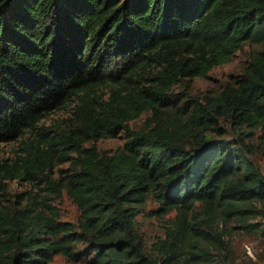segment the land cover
Instances as JSON below:
<instances>
[{
	"label": "trees",
	"instance_id": "1",
	"mask_svg": "<svg viewBox=\"0 0 264 264\" xmlns=\"http://www.w3.org/2000/svg\"><path fill=\"white\" fill-rule=\"evenodd\" d=\"M246 44L259 50L240 76L200 101L185 96ZM70 104L65 126L40 125ZM221 120L239 141L264 139V0H0V144L20 139L0 160V264H173L193 240L226 249L223 233L204 229L217 216L264 232L249 223L264 218V176L248 147L212 137ZM122 132L113 155L85 148ZM12 181L23 189L11 193ZM63 193L75 224L59 219ZM149 201L146 216H175L146 253L135 220ZM197 204L208 221L191 229ZM187 253L184 264L213 261Z\"/></svg>",
	"mask_w": 264,
	"mask_h": 264
},
{
	"label": "rangeland",
	"instance_id": "2",
	"mask_svg": "<svg viewBox=\"0 0 264 264\" xmlns=\"http://www.w3.org/2000/svg\"><path fill=\"white\" fill-rule=\"evenodd\" d=\"M257 50H259V47L256 45L246 44L242 46L227 63L213 68L206 77H198L191 80L188 83L185 96L200 101L205 96H213L219 93L227 83L243 73L252 54ZM183 90L184 86L182 83L176 85L172 89L176 94L182 93ZM185 96L182 98V101H185ZM73 107L74 104H70L64 109L50 114L40 125L45 127L49 125L65 126L72 117ZM149 117V113H144L136 120L129 122L127 126L131 131H140L144 128L146 120ZM219 129L220 131L217 130L212 133V137L227 142L231 147L236 146L237 148H242V145L248 147L247 150L241 149L243 154L253 162L264 176V139L261 138L262 134L256 131L252 138L242 137L241 141H239L238 133L232 130L227 122L221 120L219 122ZM124 142L125 134L122 132L117 138L87 143L85 148L94 147L99 152L113 155L122 149ZM240 142L242 145L239 144ZM19 145L20 139L9 143H1L0 160L14 158L15 154L17 155L16 152ZM68 167V163L56 167L54 177H57L59 170H66ZM8 189L11 193H16L20 192L23 188L17 185L15 181H12L8 183ZM56 206L61 221L70 222L72 224L76 223L79 217V211L66 193H63L61 198L56 201ZM255 206L257 209H261L262 207L260 204H255ZM156 208L157 204L153 201H149L143 213L135 220V230L143 237L146 253L152 251L151 246L157 240L164 239L165 230L169 226L168 221H172L175 216V212H171L165 217L146 216L147 213ZM201 221H208V215L203 211V207L197 204L195 213L189 217L190 228H199L197 223ZM249 223L257 222L251 219ZM208 225L210 228L204 227L206 231L212 229L214 233H223V240L227 244L226 249L219 250L203 240H193L191 245L195 248L186 247L183 249L184 252L181 251L180 257L173 261V264H184L189 258L187 252L190 250L198 255H202V252L206 250L213 258V261L209 263L198 261L192 264H264V232H261V229L257 231L239 230L241 223L235 220V218H231L224 224L219 216L215 217L213 222L209 221ZM248 250L250 251L249 255L247 253ZM85 261L84 259L80 263H72L62 256H55L49 264H84Z\"/></svg>",
	"mask_w": 264,
	"mask_h": 264
},
{
	"label": "built area",
	"instance_id": "3",
	"mask_svg": "<svg viewBox=\"0 0 264 264\" xmlns=\"http://www.w3.org/2000/svg\"><path fill=\"white\" fill-rule=\"evenodd\" d=\"M254 221L257 222V223H261L262 225H264V218H261V217H260V218H258V220L255 219ZM245 252H246V251H245ZM247 253H248V255H249L250 251L248 250Z\"/></svg>",
	"mask_w": 264,
	"mask_h": 264
}]
</instances>
